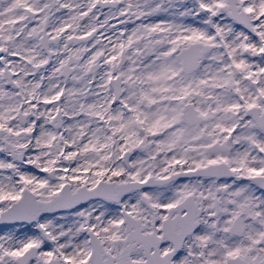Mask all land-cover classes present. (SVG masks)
<instances>
[{
	"label": "snow or ice",
	"instance_id": "6c2138e0",
	"mask_svg": "<svg viewBox=\"0 0 264 264\" xmlns=\"http://www.w3.org/2000/svg\"><path fill=\"white\" fill-rule=\"evenodd\" d=\"M0 264H264V0H0Z\"/></svg>",
	"mask_w": 264,
	"mask_h": 264
}]
</instances>
